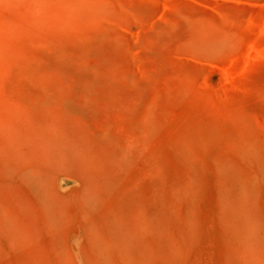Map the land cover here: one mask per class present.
Masks as SVG:
<instances>
[{"label":"rangeland","instance_id":"1","mask_svg":"<svg viewBox=\"0 0 264 264\" xmlns=\"http://www.w3.org/2000/svg\"><path fill=\"white\" fill-rule=\"evenodd\" d=\"M197 261L264 264V0H0V264Z\"/></svg>","mask_w":264,"mask_h":264},{"label":"bare ground","instance_id":"2","mask_svg":"<svg viewBox=\"0 0 264 264\" xmlns=\"http://www.w3.org/2000/svg\"><path fill=\"white\" fill-rule=\"evenodd\" d=\"M197 257H198V256H197ZM194 258H196V257H194ZM206 259H207V258H206ZM199 261L201 262V260H199ZM205 261H206V260H205ZM207 261H208V260H207ZM200 262H199V263H200ZM197 264H198V261H197Z\"/></svg>","mask_w":264,"mask_h":264}]
</instances>
